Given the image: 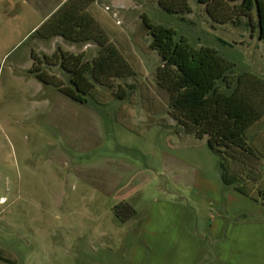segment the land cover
Here are the masks:
<instances>
[{
    "label": "rangeland",
    "instance_id": "obj_1",
    "mask_svg": "<svg viewBox=\"0 0 264 264\" xmlns=\"http://www.w3.org/2000/svg\"><path fill=\"white\" fill-rule=\"evenodd\" d=\"M158 1L99 2L109 40L127 56L134 76L97 88L93 99L106 106L96 108L38 82L30 54L51 56L59 47L91 61L97 46L30 37L56 0H0V254L12 264H132L141 219L152 210L164 211L167 228L185 220L189 236L204 229L198 264L216 258L214 221L230 228L237 260L264 257V207L223 187L205 140L186 136L152 92L161 61L148 48L141 17L172 28L176 40L194 49L216 50L234 65L232 87L244 73L264 81V41L246 19L217 24L195 0L188 1L190 12L178 14L166 13ZM44 68L67 83L58 66ZM129 84L127 98L116 100V87ZM217 84L224 93L232 90ZM254 132L264 142V119ZM122 203L137 212L129 223L112 212Z\"/></svg>",
    "mask_w": 264,
    "mask_h": 264
},
{
    "label": "trees",
    "instance_id": "obj_2",
    "mask_svg": "<svg viewBox=\"0 0 264 264\" xmlns=\"http://www.w3.org/2000/svg\"><path fill=\"white\" fill-rule=\"evenodd\" d=\"M96 1L66 0L30 35L40 40L58 37L69 44H94L98 50L91 61L84 53L72 54L59 47L51 56L41 58L31 50L30 57L31 73L38 82L56 88L75 103L91 102L99 108L106 105L93 99L96 89H112L113 80L132 77L134 70L127 56L109 40L107 19L91 9ZM188 1L159 0L158 4L166 13L178 14L190 12ZM195 1L205 6L207 15L217 24L241 25L246 19L245 26L264 41V0ZM141 20L150 38L148 48L161 61L155 69L152 92L166 103L169 119L186 136L205 140L217 159L223 187L264 207V142L254 132L264 119V81L244 73L232 87L228 75L234 65L216 50L194 49L185 39L176 40L172 28L154 25L144 15ZM44 66H58L66 74L67 83L49 74ZM218 81L232 88L231 92H222ZM116 88V100H124L134 87L129 84ZM149 107L142 103L148 115ZM112 212L122 223L136 215L127 203L115 206ZM0 262L12 264L1 254Z\"/></svg>",
    "mask_w": 264,
    "mask_h": 264
},
{
    "label": "crops",
    "instance_id": "obj_3",
    "mask_svg": "<svg viewBox=\"0 0 264 264\" xmlns=\"http://www.w3.org/2000/svg\"><path fill=\"white\" fill-rule=\"evenodd\" d=\"M65 1L66 0H56L51 11L43 15L39 26H41ZM100 1L101 0H98L93 3L91 9L99 16L100 14L106 15L105 7L99 4ZM69 45L76 46V44ZM152 211L141 219L142 223L138 230L139 236L136 241L137 243L132 249V258L136 257V261L133 260L132 264H198L201 252L205 247L203 239L201 238L204 229L200 232L198 230L195 231V236H189L187 221L179 220V222L177 221V226L167 228L166 224H163L164 211L161 210V212L155 213ZM165 214L166 216H171L170 214ZM136 216L137 212L134 217L124 223H129L133 218L135 219ZM174 219H177V216H174ZM213 223L209 231L211 236L218 240V243L214 247L216 258L212 260V263L208 264H238V261H241V264H258L260 260L257 258L254 259L253 256L251 258L248 257L249 259L237 260L236 258L240 257V253L236 255V249L233 245L234 241L230 236L228 237L230 228L228 229V227L224 225L215 227V223ZM219 223L221 224L220 221ZM259 264H264V257Z\"/></svg>",
    "mask_w": 264,
    "mask_h": 264
}]
</instances>
